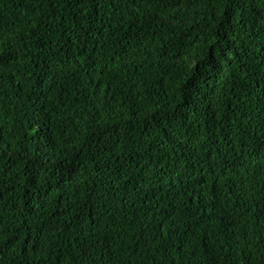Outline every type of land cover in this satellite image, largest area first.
Listing matches in <instances>:
<instances>
[{
	"label": "trees",
	"instance_id": "16d2710c",
	"mask_svg": "<svg viewBox=\"0 0 264 264\" xmlns=\"http://www.w3.org/2000/svg\"><path fill=\"white\" fill-rule=\"evenodd\" d=\"M0 264H264V0H0Z\"/></svg>",
	"mask_w": 264,
	"mask_h": 264
}]
</instances>
